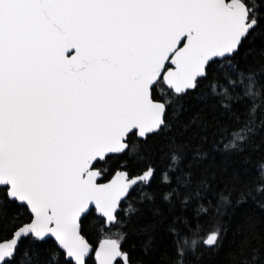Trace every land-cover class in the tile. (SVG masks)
Here are the masks:
<instances>
[{"label": "snow or ice", "instance_id": "6c2138e0", "mask_svg": "<svg viewBox=\"0 0 264 264\" xmlns=\"http://www.w3.org/2000/svg\"><path fill=\"white\" fill-rule=\"evenodd\" d=\"M209 143L264 152V0H0V264H146L133 237L159 264L219 251L250 190L240 168L207 199ZM230 245L264 264V216Z\"/></svg>", "mask_w": 264, "mask_h": 264}, {"label": "trees", "instance_id": "16d2710c", "mask_svg": "<svg viewBox=\"0 0 264 264\" xmlns=\"http://www.w3.org/2000/svg\"><path fill=\"white\" fill-rule=\"evenodd\" d=\"M258 68L259 65H254ZM191 103H195L194 101ZM195 109L193 108V111ZM185 139L190 141L188 144V151L192 153L198 146V141L191 139V132L185 134ZM205 148L210 151V157L200 165V172L204 173L211 181V187L213 192L208 193L207 199L211 200L214 197L215 191H223L225 187L231 188L233 184V173L234 171L244 168L248 175L244 178V182L248 185L250 190L246 196V202L243 206L236 207L234 209H226L223 217L225 223L229 224V232L225 241V246L219 251H210L208 249H202L203 254L200 256L190 257V264H232V258L229 253L234 252L235 246L230 245L233 240V233L241 226H244V221L248 215L253 216L255 219H259L264 216V195H261L257 188L260 187L256 183L258 177L256 169L258 165L264 160V152H255L250 158H246L243 161L237 160L236 162L226 161L225 157L221 152L212 151L211 143L205 145ZM236 199H240L237 195ZM234 212V215H233ZM153 223L151 215H145L137 222L136 228H141ZM206 228H211L212 223L210 221L205 222ZM158 231L163 236V227H158ZM237 242L240 237L235 238ZM133 242L136 244V255L146 261V264H159L161 257L165 252V244H160L158 251L151 256L144 254L142 248V240L140 237H133Z\"/></svg>", "mask_w": 264, "mask_h": 264}]
</instances>
